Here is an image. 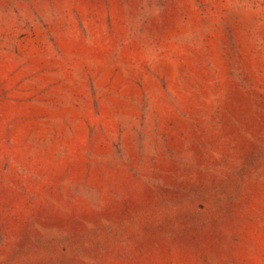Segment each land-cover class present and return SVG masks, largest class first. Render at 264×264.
<instances>
[{
    "label": "rangeland",
    "instance_id": "1",
    "mask_svg": "<svg viewBox=\"0 0 264 264\" xmlns=\"http://www.w3.org/2000/svg\"><path fill=\"white\" fill-rule=\"evenodd\" d=\"M0 264H264V0H0Z\"/></svg>",
    "mask_w": 264,
    "mask_h": 264
}]
</instances>
